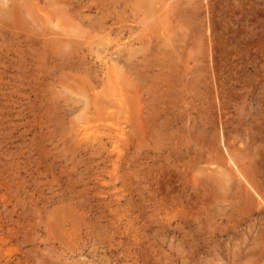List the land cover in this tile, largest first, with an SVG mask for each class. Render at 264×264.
Here are the masks:
<instances>
[{
	"label": "rangeland",
	"instance_id": "374dc122",
	"mask_svg": "<svg viewBox=\"0 0 264 264\" xmlns=\"http://www.w3.org/2000/svg\"><path fill=\"white\" fill-rule=\"evenodd\" d=\"M0 264H264V0H0Z\"/></svg>",
	"mask_w": 264,
	"mask_h": 264
},
{
	"label": "bare ground",
	"instance_id": "6f19581e",
	"mask_svg": "<svg viewBox=\"0 0 264 264\" xmlns=\"http://www.w3.org/2000/svg\"><path fill=\"white\" fill-rule=\"evenodd\" d=\"M159 1V0H158ZM147 2V1H146ZM160 3H161V1H160ZM162 4V3H161ZM165 5V4H164ZM160 9H161V7H160ZM154 10V9H153ZM147 13V12H146ZM56 26V25H55ZM120 88V87H119ZM121 89V88H120ZM119 90V89H118ZM120 96V95H119ZM121 97V96H120ZM126 105V104H125Z\"/></svg>",
	"mask_w": 264,
	"mask_h": 264
}]
</instances>
